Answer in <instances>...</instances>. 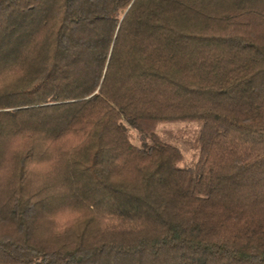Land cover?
<instances>
[{
	"label": "trees",
	"instance_id": "obj_1",
	"mask_svg": "<svg viewBox=\"0 0 264 264\" xmlns=\"http://www.w3.org/2000/svg\"><path fill=\"white\" fill-rule=\"evenodd\" d=\"M0 264H264V0H0Z\"/></svg>",
	"mask_w": 264,
	"mask_h": 264
},
{
	"label": "rangeland",
	"instance_id": "obj_2",
	"mask_svg": "<svg viewBox=\"0 0 264 264\" xmlns=\"http://www.w3.org/2000/svg\"><path fill=\"white\" fill-rule=\"evenodd\" d=\"M199 131L196 123H176L162 125L158 133L167 142L179 147L184 154L183 164L189 165L194 160V142Z\"/></svg>",
	"mask_w": 264,
	"mask_h": 264
}]
</instances>
